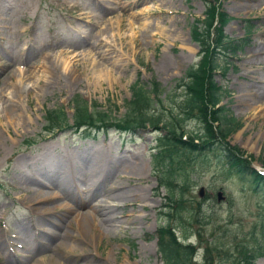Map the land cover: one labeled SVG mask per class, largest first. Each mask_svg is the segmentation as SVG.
I'll use <instances>...</instances> for the list:
<instances>
[{"label": "rangeland", "instance_id": "rangeland-1", "mask_svg": "<svg viewBox=\"0 0 264 264\" xmlns=\"http://www.w3.org/2000/svg\"><path fill=\"white\" fill-rule=\"evenodd\" d=\"M214 1L0 0V135L5 140L0 152V264H161L156 230L168 223L163 217L168 210L161 211L168 191L158 189L151 165L158 129L120 132L110 123L109 128L101 124L100 130L87 134L70 128L44 141L45 111L62 109L72 125L71 101L79 96L117 121L125 116L135 82L154 80L167 92L175 90L199 61L198 43L205 44L204 25L193 23L203 19L206 2ZM219 1L228 17L223 33L225 48L229 47L221 63L228 61L230 67L225 73L217 72L214 81L222 88L221 105L241 124L227 140L251 155L252 166L259 171L264 169V113H260L264 108V0ZM99 44L111 50L107 59L98 57ZM71 59L77 67L74 80L66 67ZM58 76L62 83L56 82ZM9 98L19 107L16 115L3 109ZM187 128L197 129L196 121ZM216 147L185 157L175 168L172 190L182 195L184 211L180 222L172 224H181L192 234L189 241L197 246L198 258L205 244L214 251V243H223L227 255L234 254L242 242L264 252V190L253 192L243 182L248 179L228 173L223 152ZM101 153L107 156L108 178L94 188L82 182L90 176L89 170L77 174V191L71 189L74 198L57 195L48 186L42 189L43 200L49 201H34L20 182L25 168L14 165L19 158L31 160L35 179L47 183L38 167L57 171L66 158L78 157L88 168V162ZM187 158L195 160L187 162ZM115 160L134 163L139 172L122 174L119 167H111ZM117 180L134 189L141 187L146 199L139 205L145 207L119 208L123 226L101 236L93 224L77 228L82 218L76 219L71 209L86 213L88 208L82 204L88 195L94 190V199L100 202ZM32 203L37 204L35 210ZM40 208H50L53 214ZM193 215L197 221L190 222ZM65 216L70 222L62 230ZM128 219L135 223L129 224ZM59 234L67 236L53 237ZM255 264H264V257Z\"/></svg>", "mask_w": 264, "mask_h": 264}, {"label": "trees", "instance_id": "trees-1", "mask_svg": "<svg viewBox=\"0 0 264 264\" xmlns=\"http://www.w3.org/2000/svg\"><path fill=\"white\" fill-rule=\"evenodd\" d=\"M213 17L214 14L211 15L209 24H203L205 44L197 42L200 46L199 62L187 71L182 84L178 82L175 87L182 92L179 100L174 90L166 93L154 81L149 88L147 84L137 81L131 87V99L127 101L125 116L112 122L119 130L135 132L142 127H152L159 131L158 146L151 155V165L157 173L158 188L168 191L161 209L162 212L168 210L163 215L168 223L160 225L156 231L157 249L162 264H197L192 260L196 247L186 242L192 234H188L181 224H172L173 221L180 222L183 217L182 195L172 188L177 179L175 168L180 167L185 157L211 152L218 145L216 148L223 152L228 173L234 172L241 178L248 179L244 181L253 188V192L264 190V177L253 169L252 156L246 155L227 141L241 124L229 117L227 109L220 105L221 88L214 81V75L216 71H222L221 54L229 50V47L225 48L227 43L222 31L224 24H211ZM73 108L74 123L70 127L83 131L82 134H87L94 127L98 128L97 124L110 127L109 115L97 112L82 99L74 98ZM45 120L48 132L69 128L64 112L46 111ZM191 121H196L197 129L186 128ZM193 160L195 159L187 158V162ZM189 221L195 222L197 218L193 215ZM194 234L200 239L198 232ZM243 243L237 244L234 254L229 255L224 250L223 243H214V251L205 244L200 264H217L219 261V264H255L258 257L264 256L259 247Z\"/></svg>", "mask_w": 264, "mask_h": 264}, {"label": "bare ground", "instance_id": "bare-ground-1", "mask_svg": "<svg viewBox=\"0 0 264 264\" xmlns=\"http://www.w3.org/2000/svg\"><path fill=\"white\" fill-rule=\"evenodd\" d=\"M84 44H81L80 47H83ZM99 44L96 48L98 57L100 59H107L108 56L111 55V50H109L108 46H102ZM90 47H93V45H90ZM165 60H164V66H165ZM68 70V76L71 80H74L77 77V67L73 59H71L67 65ZM41 68L44 70V73L47 72L46 67L43 65ZM37 73V72H35ZM56 82L62 83L61 77L58 76L56 78ZM3 95H0V101L2 100ZM12 98H9L7 100V105L3 108L5 113L16 115L14 112L16 111L17 104H14L11 102ZM264 104V103H262ZM19 108V107H17ZM260 113H264V108L260 111ZM15 117V116H13ZM53 135H49L46 138H44V141H49L53 139ZM4 139L3 136L0 135V152L2 151V146H4ZM106 155L104 153H101L98 155V157L94 158L92 161L88 162V168L83 165V160L81 161L78 159V157L75 158H66L62 164V167H59L55 170H47L46 168L38 167V174L41 175V178L46 180V182L35 179L34 173H32V163L31 160L25 159V158H19L16 163L14 164L16 167H24L25 171L20 176V182L22 186L32 195V199L34 201H49L43 200L45 197V192L42 189L43 187L52 186L54 188V191H56L57 195H61L64 197V194L71 195V198H74L75 195L71 189L74 187L77 191V188L74 186V179L77 177V174H84L85 170L90 171V176L86 179L82 180L84 182V185L89 182V185L92 187H97L99 183L104 181V179L108 178L109 172L107 169V161H106ZM111 167L116 168L119 167L120 172L122 174H129L133 175L135 173H138L139 170L136 168L134 163H131L129 161L125 160H115L113 164H111ZM93 178V179H92ZM91 180H95L93 182ZM86 182V183H85ZM110 188L107 191L103 192L104 198L100 200V202L95 201V195L96 192L93 190L92 193L88 195L87 202L82 204L84 208H88V210L85 212L78 211L77 209H71V214L76 213V219L82 218L81 222L77 221V228L79 227L83 229V227L86 224H93L94 229L96 230V235L101 236L103 232H110L111 229H116L118 227L123 226L124 221H119L117 210L119 208H124L126 206H130L132 208H137L139 204H142L144 200L146 199V194L143 192L142 188L134 189L130 186H125V184L122 182V180H117L115 182H112L110 184ZM78 187V186H77ZM79 188V187H78ZM92 191V189L90 190ZM89 191V192H90ZM70 192V193H69ZM88 192V191H87ZM88 192V193H89ZM78 194V193H77ZM58 197H54V199H57ZM33 204V203H32ZM37 204H33L32 208L35 210V206ZM141 208H144L145 205H139ZM83 208V209H84ZM42 211H44L46 214H53L52 209L50 208H40ZM44 213V214H45ZM83 213H85L83 215ZM44 214H41L44 216ZM45 214V215H46ZM130 216V215H125ZM62 221L64 224L60 225L59 227H62V230L65 229L66 224L69 223L68 217L65 216L64 219L62 218ZM129 224H134L135 220L128 219L127 220ZM121 223V224H120ZM52 234V233H49ZM63 235H53L54 238L61 240L67 236L65 234ZM86 239V237L82 234L81 242ZM56 241V240H54ZM53 246L48 245V248L51 249ZM45 248V246H44ZM38 250H41L38 249ZM83 252V251H82Z\"/></svg>", "mask_w": 264, "mask_h": 264}, {"label": "water", "instance_id": "water-1", "mask_svg": "<svg viewBox=\"0 0 264 264\" xmlns=\"http://www.w3.org/2000/svg\"><path fill=\"white\" fill-rule=\"evenodd\" d=\"M202 195H203V189L201 188L200 191H199V196L202 197Z\"/></svg>", "mask_w": 264, "mask_h": 264}]
</instances>
